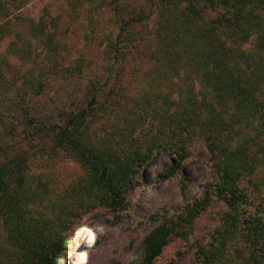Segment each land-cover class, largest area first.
Here are the masks:
<instances>
[{"label":"trees","instance_id":"trees-1","mask_svg":"<svg viewBox=\"0 0 264 264\" xmlns=\"http://www.w3.org/2000/svg\"><path fill=\"white\" fill-rule=\"evenodd\" d=\"M8 5L0 0V264H60L80 217L127 210L149 162L175 154L172 175L197 139L211 180L173 214L152 215L161 221L133 264H153L172 239L189 238L209 207L217 223L196 263L264 264V0H158L152 26L149 14L119 19L116 6L118 25L102 39L117 99H102L93 80L85 105L62 108L59 120L31 100L53 76L70 87L87 60L59 39L65 15L35 20ZM92 16L86 39L102 30ZM61 151L80 167L66 184L51 168L31 169Z\"/></svg>","mask_w":264,"mask_h":264},{"label":"rangeland","instance_id":"rangeland-1","mask_svg":"<svg viewBox=\"0 0 264 264\" xmlns=\"http://www.w3.org/2000/svg\"><path fill=\"white\" fill-rule=\"evenodd\" d=\"M13 16L33 18L54 17L63 14L70 22L59 36L70 49L71 56L82 52L86 58L84 73L65 88L58 76L50 78L43 92L33 96V111L38 109L50 120H59L62 108L77 104L85 105L89 99L87 84L95 80L101 83V98L116 100L119 88L115 71L109 73L111 62L108 43L102 39L104 31L118 25L114 8L119 7L118 18L149 14L143 22L152 26L158 0H5ZM90 10V11H89ZM102 30L86 39L85 34L97 26H88L89 15ZM71 15V18L68 16ZM18 24L19 20H15ZM65 28V27H64ZM3 50V47L0 49ZM13 63H16L13 61ZM37 110V111H36ZM39 114V113H38ZM40 115V114H39ZM42 115V118H43ZM44 117H46L44 115ZM175 154L155 156L143 169L137 185L129 188V207L115 212L99 207L80 217L68 230L70 243L60 264H133L140 252L148 231L157 225L160 218L152 215L173 214L190 199L201 193L212 178L211 156L202 139H197L188 150V156L179 171L169 174L170 166L177 162ZM32 170L53 169L61 184H66L80 169L79 165L61 151L48 160L31 162ZM218 211L208 208L196 220L193 233L187 239H172L153 264H197L194 250L197 244L205 243L217 223Z\"/></svg>","mask_w":264,"mask_h":264}]
</instances>
